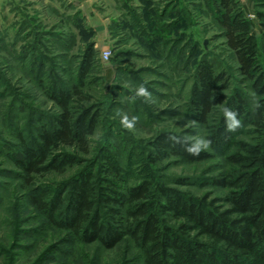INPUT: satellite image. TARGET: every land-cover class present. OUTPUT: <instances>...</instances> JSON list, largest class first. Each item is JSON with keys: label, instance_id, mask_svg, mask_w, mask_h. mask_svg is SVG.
I'll return each mask as SVG.
<instances>
[{"label": "rangeland", "instance_id": "rangeland-1", "mask_svg": "<svg viewBox=\"0 0 264 264\" xmlns=\"http://www.w3.org/2000/svg\"><path fill=\"white\" fill-rule=\"evenodd\" d=\"M238 1L249 19H256L255 11L264 13V0ZM213 2L0 0V264H127L136 251L129 241L111 251L98 244L67 243V235L48 227L30 203L26 196L30 190L66 181L79 167L64 174L38 176L30 188L10 177L16 169L7 154L17 150L18 131L33 139L34 115L47 117L58 112L56 104L39 88L36 72L46 89H68L86 49L92 45L96 50L95 66L85 81L82 106L97 109L100 122L89 140L90 154L80 156L84 159L82 167L91 165L97 169L104 149L123 165L131 166L135 178L140 177L141 163L156 134L167 131L184 137H208L209 129L197 124L187 111L192 74L202 58L213 61L227 74L228 89L220 92L226 99L241 93L248 110L264 102V95H258L252 82L240 74L225 45L206 6ZM259 46L264 79L262 38ZM105 50L110 52L106 60L102 58ZM140 84L152 93L150 100L132 99ZM222 110L223 105L215 109L210 126L218 123ZM123 113L139 117L133 130L121 125ZM10 123L16 128H11ZM249 129L242 122L235 139L247 140ZM232 149L211 146L207 151L213 156L211 162L162 163L153 168L151 177L154 182L194 196L208 192L217 195L219 192L213 188L193 183L224 170L223 158ZM65 151L72 153L70 149ZM178 179L188 182L179 185Z\"/></svg>", "mask_w": 264, "mask_h": 264}, {"label": "trees", "instance_id": "trees-1", "mask_svg": "<svg viewBox=\"0 0 264 264\" xmlns=\"http://www.w3.org/2000/svg\"><path fill=\"white\" fill-rule=\"evenodd\" d=\"M213 3L206 6L240 74L263 96L259 40L262 38L264 46V13L255 11L256 19H249L238 0ZM95 57L96 50L90 45L68 89H46L40 73L33 71L39 88L58 112L47 117L34 115L33 139L18 131L17 150L7 154L16 169L10 177L20 179L24 188L38 176L64 174L79 167L66 181L37 186L27 193L45 224L65 233L67 243L98 244L111 251L129 241L136 251L127 264H264V102L248 110L243 94L226 99L220 92L228 89L227 74L207 58L196 65L188 115L209 129L213 148H233L223 158L224 170L193 183L213 188L217 195L194 196L154 182L153 168L159 164L195 165L213 159L208 152L193 157L181 145L174 146L169 136L181 135L172 132H160L151 139L138 178L131 166L104 149L97 169L82 167L80 156L90 154L89 140L100 122L97 109L82 106ZM220 105L236 110L238 119L250 127L247 140L235 139V132L226 131L223 110L218 123L209 125ZM9 126L16 128L13 123ZM176 182L185 185L188 181Z\"/></svg>", "mask_w": 264, "mask_h": 264}, {"label": "clouds", "instance_id": "clouds-1", "mask_svg": "<svg viewBox=\"0 0 264 264\" xmlns=\"http://www.w3.org/2000/svg\"><path fill=\"white\" fill-rule=\"evenodd\" d=\"M152 93L144 84H140L134 92L132 99L143 97L146 100H150ZM225 117V126L227 132H235L239 127H241V120L238 119V112L230 107H225L223 109ZM139 117L133 115L129 117L127 113L121 114L120 123L127 130H133L138 121ZM169 140L173 145H181L184 151L193 157H198L202 152H207L211 150L213 141L211 138L205 137L203 135H195L192 137H184L177 135H170Z\"/></svg>", "mask_w": 264, "mask_h": 264}, {"label": "built area", "instance_id": "built-area-1", "mask_svg": "<svg viewBox=\"0 0 264 264\" xmlns=\"http://www.w3.org/2000/svg\"><path fill=\"white\" fill-rule=\"evenodd\" d=\"M110 57V52L108 50H105L102 52V58L103 59H108Z\"/></svg>", "mask_w": 264, "mask_h": 264}]
</instances>
